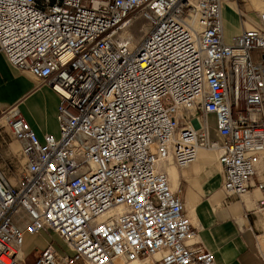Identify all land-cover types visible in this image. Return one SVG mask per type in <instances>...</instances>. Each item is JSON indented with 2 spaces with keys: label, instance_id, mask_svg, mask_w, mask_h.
I'll list each match as a JSON object with an SVG mask.
<instances>
[{
  "label": "built area",
  "instance_id": "obj_1",
  "mask_svg": "<svg viewBox=\"0 0 264 264\" xmlns=\"http://www.w3.org/2000/svg\"><path fill=\"white\" fill-rule=\"evenodd\" d=\"M224 1L0 0V52L59 97L58 135L42 140L1 112L22 165L14 182L0 169V264H214L166 171L200 148L228 195L256 188L264 208V5L233 0L226 39ZM47 230L67 250L48 241L27 262L25 235Z\"/></svg>",
  "mask_w": 264,
  "mask_h": 264
},
{
  "label": "crops",
  "instance_id": "obj_2",
  "mask_svg": "<svg viewBox=\"0 0 264 264\" xmlns=\"http://www.w3.org/2000/svg\"><path fill=\"white\" fill-rule=\"evenodd\" d=\"M233 2L224 1L223 14L225 10L230 11ZM234 13L238 20L236 34L241 23ZM224 35L228 39L234 33L227 35L224 25ZM58 105L59 97L48 85L13 67L0 52V169L11 182L15 181L19 153L1 112L15 106L42 140L46 133L58 135ZM209 118L212 119L210 139L222 142L215 130L213 115ZM166 171L171 187L179 192L185 212L192 220L193 240L212 251L214 264H264V208L257 206L259 192L256 188L240 196L228 195L222 187L224 169L213 149L200 148L194 161L184 167L170 164ZM263 177L264 153L253 181ZM48 241L60 252L67 250L58 235L50 230L25 235L22 250L27 262L34 259Z\"/></svg>",
  "mask_w": 264,
  "mask_h": 264
},
{
  "label": "rangeland",
  "instance_id": "obj_3",
  "mask_svg": "<svg viewBox=\"0 0 264 264\" xmlns=\"http://www.w3.org/2000/svg\"><path fill=\"white\" fill-rule=\"evenodd\" d=\"M234 4V10H235V7H237L238 5H237V3L236 2H233ZM239 7L241 8V9H244L245 8V6H244V4L243 3H239ZM236 12V11H235ZM252 16H254V13L252 14ZM143 24H144V21H143V19L142 18H137V20H135V22L132 24V27H131V32L133 33V37L135 38V42L136 41H139L141 38H142V36H143V34H144V28H142V26H143ZM240 29H241V27H240ZM209 124L210 125H212V119L211 118H209ZM18 149H19V145H18V143L15 141V150H17L18 151ZM15 176H16V173H17V171H18V169L21 167V165H22V159H21V157L19 156L18 157V159H17V161L15 162ZM13 181V180H12Z\"/></svg>",
  "mask_w": 264,
  "mask_h": 264
},
{
  "label": "bare ground",
  "instance_id": "obj_4",
  "mask_svg": "<svg viewBox=\"0 0 264 264\" xmlns=\"http://www.w3.org/2000/svg\"><path fill=\"white\" fill-rule=\"evenodd\" d=\"M253 5L255 6H262L264 5L263 3H260V1H256L253 0ZM227 3H225L226 5ZM234 4V3H233ZM228 8H231V6H225ZM263 7V6H262ZM235 10H234V6L230 9V11H226L224 12L223 16H224V25H225V30L227 35L231 32H233L235 34L236 30H237V26H238V20L237 17L235 16ZM133 39L135 40V38L133 37ZM170 182V181H169ZM172 188V187H171ZM173 189V188H172ZM174 190V189H173Z\"/></svg>",
  "mask_w": 264,
  "mask_h": 264
}]
</instances>
